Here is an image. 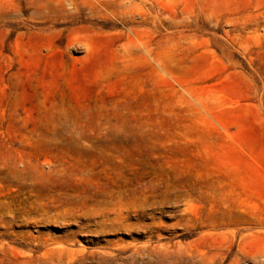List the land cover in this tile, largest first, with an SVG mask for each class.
<instances>
[{
  "label": "rangeland",
  "instance_id": "rangeland-1",
  "mask_svg": "<svg viewBox=\"0 0 264 264\" xmlns=\"http://www.w3.org/2000/svg\"><path fill=\"white\" fill-rule=\"evenodd\" d=\"M0 264H264V0H0Z\"/></svg>",
  "mask_w": 264,
  "mask_h": 264
}]
</instances>
